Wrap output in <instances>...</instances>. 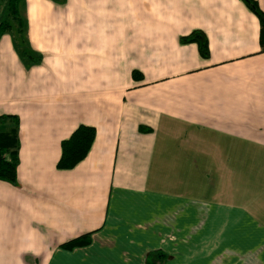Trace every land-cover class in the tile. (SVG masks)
I'll return each instance as SVG.
<instances>
[{"label": "crops", "instance_id": "1", "mask_svg": "<svg viewBox=\"0 0 264 264\" xmlns=\"http://www.w3.org/2000/svg\"><path fill=\"white\" fill-rule=\"evenodd\" d=\"M20 13L24 41L0 35V115L18 120L0 264H145L157 250L161 264H264V51L249 7L21 0ZM191 30L206 58L179 40ZM80 123L93 143L58 169Z\"/></svg>", "mask_w": 264, "mask_h": 264}, {"label": "trees", "instance_id": "2", "mask_svg": "<svg viewBox=\"0 0 264 264\" xmlns=\"http://www.w3.org/2000/svg\"><path fill=\"white\" fill-rule=\"evenodd\" d=\"M4 2L5 14L11 23L7 19L0 18V35L3 33H9L11 29L16 33V37L13 40L24 41L23 28L24 21L20 13L21 0H0ZM249 9L256 16L259 29L257 42L259 45V51H264V11H262L254 0H242ZM181 42H193L197 46L198 53L201 57L206 58L208 55L207 39L203 32L199 30H191L185 35L180 36ZM22 56L35 60L34 56L30 53L21 52ZM131 77L134 80L141 78V73L138 70L133 69L131 71ZM5 118L10 119V125L4 127L3 120ZM0 180L14 183L16 179L15 168L17 164V150H18V137L17 127L18 120L14 114H2L0 115ZM138 131H149L148 127L138 126ZM95 137L94 127L87 124H77L70 134L61 139L59 142V156L55 163L58 169H69L79 162L90 149ZM89 233L70 238L69 240L61 243L60 245L66 248H71L75 245L85 244L88 241ZM165 258V254L159 250L149 252L145 258V264H161V261Z\"/></svg>", "mask_w": 264, "mask_h": 264}, {"label": "rangeland", "instance_id": "3", "mask_svg": "<svg viewBox=\"0 0 264 264\" xmlns=\"http://www.w3.org/2000/svg\"><path fill=\"white\" fill-rule=\"evenodd\" d=\"M5 5H4V2L3 1H0V18L1 19H7L8 20V22H10L11 23V20L10 19H8L7 18V16H6V14H5ZM9 35L11 36V37H16V33L13 31V29H11L10 30V32H9ZM0 127H1V123H0ZM194 132V131H193ZM199 132V131H198ZM195 133V132H194ZM204 135H206V134H204ZM207 135H208V133H207ZM165 140H166V136L165 135H163V134H159V136H158V142L159 143H161V144H163L164 142H165ZM171 146V145H170ZM158 149H159V144L157 145V151H158ZM168 152L169 153H173V151H171L170 149H168ZM159 154V153H158ZM157 156V155H156Z\"/></svg>", "mask_w": 264, "mask_h": 264}]
</instances>
